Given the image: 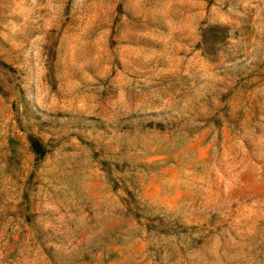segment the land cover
<instances>
[{"label":"rangeland","instance_id":"rangeland-1","mask_svg":"<svg viewBox=\"0 0 264 264\" xmlns=\"http://www.w3.org/2000/svg\"><path fill=\"white\" fill-rule=\"evenodd\" d=\"M0 264H264V0H0Z\"/></svg>","mask_w":264,"mask_h":264},{"label":"trees","instance_id":"trees-1","mask_svg":"<svg viewBox=\"0 0 264 264\" xmlns=\"http://www.w3.org/2000/svg\"><path fill=\"white\" fill-rule=\"evenodd\" d=\"M37 146H39V145H37ZM40 152V151H39Z\"/></svg>","mask_w":264,"mask_h":264}]
</instances>
